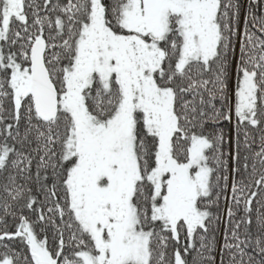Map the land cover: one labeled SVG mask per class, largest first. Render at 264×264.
<instances>
[{
  "label": "snow or ice",
  "instance_id": "obj_1",
  "mask_svg": "<svg viewBox=\"0 0 264 264\" xmlns=\"http://www.w3.org/2000/svg\"><path fill=\"white\" fill-rule=\"evenodd\" d=\"M0 264H264V0H0Z\"/></svg>",
  "mask_w": 264,
  "mask_h": 264
}]
</instances>
